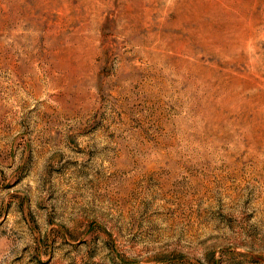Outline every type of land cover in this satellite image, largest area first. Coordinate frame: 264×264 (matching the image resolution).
Here are the masks:
<instances>
[{"label":"rangeland","instance_id":"rangeland-1","mask_svg":"<svg viewBox=\"0 0 264 264\" xmlns=\"http://www.w3.org/2000/svg\"><path fill=\"white\" fill-rule=\"evenodd\" d=\"M234 1L0 0V264H264V0Z\"/></svg>","mask_w":264,"mask_h":264},{"label":"bare ground","instance_id":"bare-ground-1","mask_svg":"<svg viewBox=\"0 0 264 264\" xmlns=\"http://www.w3.org/2000/svg\"><path fill=\"white\" fill-rule=\"evenodd\" d=\"M234 1V0H233ZM246 1V0H245ZM235 2V1H234ZM189 4V3H188ZM196 12H197V10H196ZM240 31V30H239ZM249 33V32H248ZM227 36V35H226Z\"/></svg>","mask_w":264,"mask_h":264}]
</instances>
